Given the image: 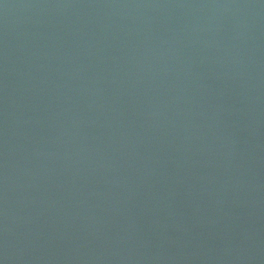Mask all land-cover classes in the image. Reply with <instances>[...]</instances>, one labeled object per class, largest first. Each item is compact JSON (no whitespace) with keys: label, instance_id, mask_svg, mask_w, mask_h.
Masks as SVG:
<instances>
[{"label":"water","instance_id":"water-1","mask_svg":"<svg viewBox=\"0 0 264 264\" xmlns=\"http://www.w3.org/2000/svg\"><path fill=\"white\" fill-rule=\"evenodd\" d=\"M0 264H264V0H0Z\"/></svg>","mask_w":264,"mask_h":264}]
</instances>
